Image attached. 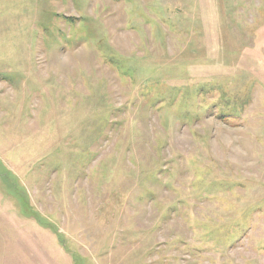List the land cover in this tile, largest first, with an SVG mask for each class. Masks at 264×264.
Listing matches in <instances>:
<instances>
[{"label":"rangeland","instance_id":"rangeland-1","mask_svg":"<svg viewBox=\"0 0 264 264\" xmlns=\"http://www.w3.org/2000/svg\"><path fill=\"white\" fill-rule=\"evenodd\" d=\"M0 264H264V0H0Z\"/></svg>","mask_w":264,"mask_h":264}]
</instances>
